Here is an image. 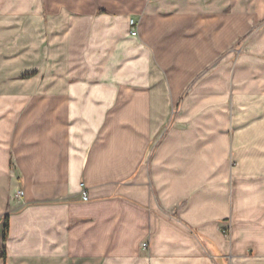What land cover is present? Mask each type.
Instances as JSON below:
<instances>
[{
    "label": "crops",
    "instance_id": "crops-1",
    "mask_svg": "<svg viewBox=\"0 0 264 264\" xmlns=\"http://www.w3.org/2000/svg\"><path fill=\"white\" fill-rule=\"evenodd\" d=\"M25 1L0 0V264H264V113L238 91L264 0H42L39 79Z\"/></svg>",
    "mask_w": 264,
    "mask_h": 264
},
{
    "label": "rangeland",
    "instance_id": "rangeland-1",
    "mask_svg": "<svg viewBox=\"0 0 264 264\" xmlns=\"http://www.w3.org/2000/svg\"><path fill=\"white\" fill-rule=\"evenodd\" d=\"M25 4H26L25 0H18V5H19L18 9L21 10V9L25 8ZM41 4H42V0H34V3H33L34 26H33L32 42H25L26 38L21 39L22 41H18L19 39H17V41H18L17 51L18 52H22V50H24L27 46L33 47V50H34L33 72L25 74V75H23V77H27V78L33 77L34 79L35 78L39 79L41 77L40 70H41V65H42V59H41L42 51L43 50H46L47 52L49 51L50 55L51 54L55 55V53H56V40H55L56 38L51 35V39L49 41V40H47V38L43 39V37H42L44 35V33L47 34V32H46L47 30H45V29L43 30L42 21L44 20V22L46 23L48 18H47L46 13L42 10ZM22 12H29L28 14L24 15V16H29L30 15L29 7L27 8V10L24 9ZM11 24H13V22H11ZM262 27L263 26L259 27L258 30H260ZM9 28H11L14 33H16L15 32L16 30L23 31L26 29L24 24H20V25L13 24ZM16 34H18V33H16ZM23 35H20V33H19V35L17 37L21 38V37H23ZM16 42L12 41L11 46L15 47ZM53 60L56 63V59H53ZM53 60H52V62H53ZM255 64H256V66H255ZM252 65L258 69L257 70L258 72L261 71V66H260L261 63L260 62H254ZM243 66H245L243 70H247L246 68H248L250 66V64H249V62H246V64H243ZM210 76H211L210 83H216L218 75L210 74ZM253 76H254V79L252 78ZM230 77H231L230 73L226 75L227 89L225 92V96H226L227 100L234 96L233 86H232L233 81L230 80ZM238 79L240 80V83L238 85L239 86L238 91L241 92L242 99L244 98L245 100L248 101L245 106H242L243 111L247 112V113H249V112H258V113L263 112L264 113V105H257L256 106V105L248 104L250 102V99H253L255 101L256 99L264 98V90H255L252 92L249 91V83L251 81H255V79H257L258 81H262L264 83V71H263V75L261 74L260 76L255 75V74L251 75L249 73H242ZM234 81H235V78H234ZM191 92H192V90H188L187 94H190ZM217 95H218V90H211L210 91V97H216Z\"/></svg>",
    "mask_w": 264,
    "mask_h": 264
},
{
    "label": "built area",
    "instance_id": "built-area-1",
    "mask_svg": "<svg viewBox=\"0 0 264 264\" xmlns=\"http://www.w3.org/2000/svg\"><path fill=\"white\" fill-rule=\"evenodd\" d=\"M129 28L132 36H138L139 34V22L136 19H130L129 20ZM24 194L23 191L20 192V195L22 196ZM83 198L88 199V193L86 190H83ZM147 244H144V247H146Z\"/></svg>",
    "mask_w": 264,
    "mask_h": 264
},
{
    "label": "trees",
    "instance_id": "trees-1",
    "mask_svg": "<svg viewBox=\"0 0 264 264\" xmlns=\"http://www.w3.org/2000/svg\"><path fill=\"white\" fill-rule=\"evenodd\" d=\"M8 231H9V216L6 215V216H5V232H4V240H6V238H7Z\"/></svg>",
    "mask_w": 264,
    "mask_h": 264
}]
</instances>
